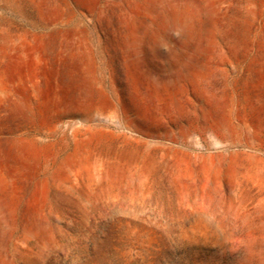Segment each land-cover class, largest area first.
Here are the masks:
<instances>
[{
    "label": "rangeland",
    "instance_id": "1",
    "mask_svg": "<svg viewBox=\"0 0 264 264\" xmlns=\"http://www.w3.org/2000/svg\"><path fill=\"white\" fill-rule=\"evenodd\" d=\"M143 1L0 0L2 196L42 223L18 264H264V0H213L187 44L158 20L137 66Z\"/></svg>",
    "mask_w": 264,
    "mask_h": 264
},
{
    "label": "bare ground",
    "instance_id": "2",
    "mask_svg": "<svg viewBox=\"0 0 264 264\" xmlns=\"http://www.w3.org/2000/svg\"><path fill=\"white\" fill-rule=\"evenodd\" d=\"M204 7H199L197 0H144L138 5L134 6L136 19L131 25L127 33V46L131 52L130 56L133 62L138 66V56L140 54L142 40L147 31L153 27L158 20L161 19L159 25L156 27L161 34H166L168 31H173L182 44L189 42L191 34V14L195 16H203V19H213L216 9L213 0H201ZM141 19V20H137ZM205 27V25H204ZM191 40V39H190ZM158 45L159 44H155ZM163 45V44H162ZM164 50L166 52L165 60L177 58L178 51L174 49L173 44L164 43ZM192 61V60H191ZM169 62V61H168ZM181 72L193 75L194 70L190 66V60L183 63ZM178 72H170L168 77L163 80L153 79L154 87L158 90L165 89L172 93L176 90L179 82ZM146 79L150 78L148 74ZM100 177L104 173H98ZM249 177H255L250 175ZM259 203V202H258ZM12 216L10 207L2 196V181L0 179V264H18L19 260L25 258L28 254L35 255L36 252L29 247L31 239L37 237L42 229L40 219H33L23 229L22 234L15 235L13 224L10 221ZM51 240L47 241L50 244ZM44 250L38 253L39 256L44 255Z\"/></svg>",
    "mask_w": 264,
    "mask_h": 264
}]
</instances>
